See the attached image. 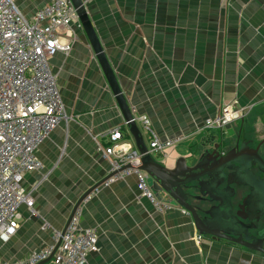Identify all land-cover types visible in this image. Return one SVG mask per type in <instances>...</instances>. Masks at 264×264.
Returning <instances> with one entry per match:
<instances>
[{
    "label": "crops",
    "instance_id": "0c3cea01",
    "mask_svg": "<svg viewBox=\"0 0 264 264\" xmlns=\"http://www.w3.org/2000/svg\"><path fill=\"white\" fill-rule=\"evenodd\" d=\"M14 1L28 19L50 2ZM86 8L135 118L147 116L162 142L188 135L155 153L157 160L173 166L227 104L244 108L243 126L258 125L264 136V0H91ZM74 30L71 52L50 59L68 119L36 150L42 167L22 180L34 207L20 206L19 228L0 241V259L55 245L54 231L97 186L79 207L81 227L98 232L99 249L84 264H261L223 242L197 241L178 207L156 211L135 174L113 171L104 156L115 143L111 133L120 130L132 149L134 139L83 27Z\"/></svg>",
    "mask_w": 264,
    "mask_h": 264
},
{
    "label": "built area",
    "instance_id": "2783aa9c",
    "mask_svg": "<svg viewBox=\"0 0 264 264\" xmlns=\"http://www.w3.org/2000/svg\"><path fill=\"white\" fill-rule=\"evenodd\" d=\"M82 1L87 4L91 0ZM74 26L82 27L71 0H50L30 19L14 0H0V241L16 234L22 204L33 209L34 202L22 186L23 177L42 167L36 150L68 119L50 59L72 49ZM243 112L244 108L227 105L206 124L221 127ZM135 119L151 134L147 146L151 153L173 144L158 139L147 116ZM110 137L115 143L105 149L104 156L113 171L135 174L141 197L148 199L156 211L171 209V202L156 195L149 175L139 168V151L123 141L118 129ZM80 213L78 208L64 231H54L55 245L24 259H0V264H40L48 259L53 264H84L87 256L99 249L98 232L81 227Z\"/></svg>",
    "mask_w": 264,
    "mask_h": 264
},
{
    "label": "flooded vegetation",
    "instance_id": "af4514ba",
    "mask_svg": "<svg viewBox=\"0 0 264 264\" xmlns=\"http://www.w3.org/2000/svg\"><path fill=\"white\" fill-rule=\"evenodd\" d=\"M243 114L246 115V112ZM242 118L243 115L236 120ZM226 126L229 129L232 125L229 123ZM232 130L230 138L226 137L225 130L222 134L205 135L190 146L185 155L194 157L196 163L202 162V169L195 173L207 170L208 173L203 174L200 179L207 183H217V187L203 195L199 182L191 180L185 184L183 191L189 204L203 219L208 218L206 212L212 207L216 208L217 210L213 211L214 218H217L214 220L215 229L237 240V243L201 235L196 231L198 240L211 238L233 249L264 257V136L261 137L258 125L245 128L242 122L239 127L233 123ZM227 151H232L229 158L233 156L238 161H221ZM207 155L214 159L210 162L211 166L203 163ZM216 164L223 167L221 172L213 167ZM210 192L216 196L214 201H210ZM172 206L178 207L192 221L191 214L184 208L175 204ZM241 243H248L253 248Z\"/></svg>",
    "mask_w": 264,
    "mask_h": 264
},
{
    "label": "water",
    "instance_id": "95a60500",
    "mask_svg": "<svg viewBox=\"0 0 264 264\" xmlns=\"http://www.w3.org/2000/svg\"><path fill=\"white\" fill-rule=\"evenodd\" d=\"M71 1L77 11V14L81 21L82 27L87 35V38L94 52L97 55V58L101 64L106 79L109 83V86L122 111L129 133L134 139L135 147L141 154V161L139 163L140 164L139 168L145 171L149 175L150 178L149 182L156 195L162 199L168 198L172 204L181 206L187 212H189L191 214V219L193 222L192 224L195 230L199 234L209 235L214 238L224 239L230 242L237 243V240H234L228 235L221 233L218 229H215L214 220L217 218H214L213 211L217 210L216 208L212 207L208 212H206L208 218L203 219V217L197 213V210L194 207H192L187 201V195L184 193L183 187H185V184H187L191 180H195V181L197 180L199 182L202 191L201 193L203 195L206 194L205 192L209 191L210 189L214 190L217 187L216 186L217 183L214 182L207 183L202 179H200L201 176H203V174L208 173L207 170H204L200 173H195V171H197L198 169H202L203 167L202 162H199L200 163L199 164L196 163L194 157L182 156L176 159L175 164L173 166H168L165 161L157 160L155 154L149 151L147 147V142L144 136L142 135L141 129L138 125V121L135 119L133 112L130 108L129 102L125 98L120 88L119 82L114 74V71L109 63V60L107 59V56L103 51V47L94 29V26L91 22L86 5L83 3L82 0H71ZM231 152L232 151L226 153L228 157H226L227 156L226 155L225 157L222 158L221 161L224 162L231 160L238 161L236 157L233 158L232 156V158H229ZM167 156L168 155L164 156L165 159L167 158ZM213 160L214 159H211V157H208L207 155V157L203 159V163L207 164L206 166L208 165L211 166L210 162H212ZM213 167H216L220 172L223 170V167H221L220 164H216V166ZM109 178L110 177L102 180V183ZM96 187L97 186L93 187L92 189H89L78 201L69 218V221L65 229L69 225L73 215L75 214L76 210L80 207L81 203L90 195V193ZM209 194H210V201L211 200L214 201L216 196L212 192H210ZM163 195H165V197H163ZM196 198L200 199L201 197H196ZM241 244L245 245L246 247L253 248V246L249 245L248 243H241Z\"/></svg>",
    "mask_w": 264,
    "mask_h": 264
},
{
    "label": "rangeland",
    "instance_id": "374dc122",
    "mask_svg": "<svg viewBox=\"0 0 264 264\" xmlns=\"http://www.w3.org/2000/svg\"><path fill=\"white\" fill-rule=\"evenodd\" d=\"M74 35H76V34H74ZM69 52H71V50L69 51ZM63 53V52H62ZM228 105V104H227ZM243 113H245V112H243ZM243 113H239V115L238 116H236V118L232 121V122H230V124L232 125L233 123L234 124H236L238 127L240 126V122H242V121H244V122H246V118L248 117V113L246 114V115H244ZM241 115H243L244 116V118H242V119H239V120H236L237 118H239V117H241ZM217 117V116H216ZM148 118V117H147ZM215 118V117H214ZM149 119V118H148ZM151 123V122H150ZM205 133H204V129L202 128H200V130H202L199 134H204L203 136H201V137H199L200 139L201 138H203L205 135H211V134H218V133H220V134H222V131H226V130H228V128H227V126L226 125H223V126H221V127H219V126H217V127H214V125H207L206 123H205ZM245 130V129H244ZM207 133V134H206ZM148 134H149V136H151V134L148 132ZM187 137H188V135H181L180 137H178L177 139H174V140H171V141H179V142H186L187 140ZM210 138V137H209ZM209 138H207V139H209ZM149 140H150V138H149ZM167 141H170V140H167ZM149 143H150V141H148L147 142V145H149ZM197 241H200V240H197ZM222 243H220V247H222ZM240 252H242L241 254L244 256V257H246V259L248 260V262H251L254 258H259L260 259V261H261V264H264V257H261V256H259V255H254V254H251V253H248V252H246V251H244V250H239ZM242 260H244L243 258H242ZM50 261H52V260H50ZM248 262H246V263H248Z\"/></svg>",
    "mask_w": 264,
    "mask_h": 264
},
{
    "label": "bare ground",
    "instance_id": "6f19581e",
    "mask_svg": "<svg viewBox=\"0 0 264 264\" xmlns=\"http://www.w3.org/2000/svg\"><path fill=\"white\" fill-rule=\"evenodd\" d=\"M226 106H227V105H226ZM226 106H224V107H226ZM224 107H223V108H224ZM223 108H222V110H223ZM222 110H221V112H222Z\"/></svg>",
    "mask_w": 264,
    "mask_h": 264
},
{
    "label": "clouds",
    "instance_id": "9594fccd",
    "mask_svg": "<svg viewBox=\"0 0 264 264\" xmlns=\"http://www.w3.org/2000/svg\"><path fill=\"white\" fill-rule=\"evenodd\" d=\"M85 5H86V4H85ZM80 22H81V21H80ZM81 25H82V24H81ZM147 146H148V145H147ZM64 230H65V229H64ZM64 230H63V231H64ZM48 260H49V259H48ZM50 260H51V259H50Z\"/></svg>",
    "mask_w": 264,
    "mask_h": 264
}]
</instances>
